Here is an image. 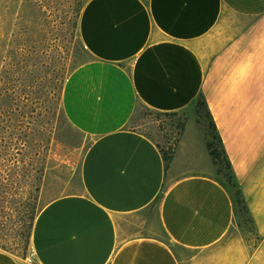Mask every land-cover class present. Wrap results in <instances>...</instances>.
<instances>
[{"label":"crops","instance_id":"crops-1","mask_svg":"<svg viewBox=\"0 0 264 264\" xmlns=\"http://www.w3.org/2000/svg\"><path fill=\"white\" fill-rule=\"evenodd\" d=\"M233 23L216 55L202 50ZM77 29L89 58L63 87L33 259L264 264V0H88ZM201 95L252 232L211 167ZM196 155L205 165L179 169ZM0 264L22 263L0 249Z\"/></svg>","mask_w":264,"mask_h":264},{"label":"rangeland","instance_id":"rangeland-1","mask_svg":"<svg viewBox=\"0 0 264 264\" xmlns=\"http://www.w3.org/2000/svg\"><path fill=\"white\" fill-rule=\"evenodd\" d=\"M87 1L0 0V170L13 163L25 165L29 178L21 183L23 173L16 180L0 177V249L17 256L22 264H38L32 256V234L27 242L26 233L33 216L34 228L47 201L41 179L63 87L71 72L89 58L77 29ZM235 25L232 32L212 34L202 50L216 55ZM204 163L196 155L179 169ZM247 227L252 232L250 224Z\"/></svg>","mask_w":264,"mask_h":264},{"label":"trees","instance_id":"trees-1","mask_svg":"<svg viewBox=\"0 0 264 264\" xmlns=\"http://www.w3.org/2000/svg\"><path fill=\"white\" fill-rule=\"evenodd\" d=\"M194 114L203 131L204 142H205L207 151L212 159V165H213L215 172L220 177H222L234 189L235 195H236L239 207H240V214L242 216L243 222L245 224L246 223L252 224V218L250 215V211L245 202L242 191L238 187L237 178L234 173L232 163L226 152L222 137L217 128V124L215 122V119L211 113V110L208 106V103L204 95H201L196 101ZM16 166L17 165L13 163L8 168L0 170V177L2 178V180L4 181L8 179L16 180L23 173L24 175L22 177L23 179L20 181L21 183H26L29 178H28V172L26 171L25 165L21 167L17 166L16 172L14 173L13 168ZM45 170H46V166H45V169L43 170V175L41 179L42 183H43V179L45 175ZM8 188H10V186ZM34 219H35V216H33L32 222L30 226L27 228L28 230L26 233L27 242H29L31 238ZM252 230H253V227H252Z\"/></svg>","mask_w":264,"mask_h":264}]
</instances>
